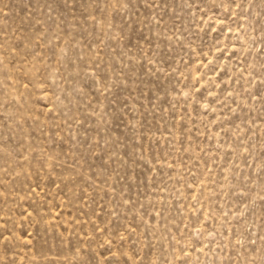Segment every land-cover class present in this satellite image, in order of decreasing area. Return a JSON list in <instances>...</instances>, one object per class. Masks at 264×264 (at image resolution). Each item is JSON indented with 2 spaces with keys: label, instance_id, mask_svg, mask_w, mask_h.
Here are the masks:
<instances>
[{
  "label": "rangeland",
  "instance_id": "obj_1",
  "mask_svg": "<svg viewBox=\"0 0 264 264\" xmlns=\"http://www.w3.org/2000/svg\"><path fill=\"white\" fill-rule=\"evenodd\" d=\"M0 264H264V0H0Z\"/></svg>",
  "mask_w": 264,
  "mask_h": 264
}]
</instances>
